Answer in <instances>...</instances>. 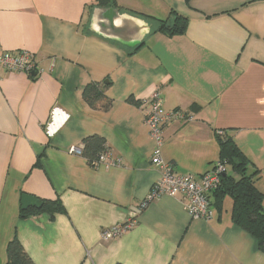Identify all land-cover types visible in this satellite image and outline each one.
Returning <instances> with one entry per match:
<instances>
[{
  "label": "crops",
  "instance_id": "1",
  "mask_svg": "<svg viewBox=\"0 0 264 264\" xmlns=\"http://www.w3.org/2000/svg\"><path fill=\"white\" fill-rule=\"evenodd\" d=\"M114 1L148 31L136 48L89 30L97 0H0V48L29 51L36 66L33 79L0 70V264L14 234L34 264H264L227 196L208 220L190 217L181 194L137 209L160 176L139 106L155 90L164 110L191 117L163 128L175 173L209 171L222 131L250 160L264 208V0ZM171 11L187 19L183 34L145 18ZM88 84L111 100L107 110L84 100ZM90 135L116 165L73 151ZM23 193L58 199L64 212L20 217ZM130 218V229L102 238Z\"/></svg>",
  "mask_w": 264,
  "mask_h": 264
},
{
  "label": "trees",
  "instance_id": "2",
  "mask_svg": "<svg viewBox=\"0 0 264 264\" xmlns=\"http://www.w3.org/2000/svg\"><path fill=\"white\" fill-rule=\"evenodd\" d=\"M185 1L188 2L189 0ZM94 7L114 8L120 12H127L119 9L114 0H97ZM145 18L154 20L157 24L156 31L168 36L183 34L187 25V19L173 11L170 12L168 19L161 20L150 16H145ZM29 75L33 79L35 72H31ZM83 98L91 107L107 110L111 106V100L95 84H88L84 88ZM128 101L138 104L133 98H129ZM217 139L219 142L218 161L223 162L226 168L224 174L221 175L219 186L209 195L210 207L221 211L224 198L229 197L232 203L230 210L232 223L252 236L256 240L258 248L264 252V208L262 194L254 183L255 170L249 172L250 160L230 136L217 135ZM107 148L103 137L90 135L83 139L81 155L91 165H94L98 155ZM227 167H229V171H226ZM41 201L42 206L39 209L20 210L19 216L25 217L33 213L46 212L50 217H53L55 213L64 212V208L58 199ZM3 264H34L24 251L16 234L6 245V261Z\"/></svg>",
  "mask_w": 264,
  "mask_h": 264
},
{
  "label": "built area",
  "instance_id": "3",
  "mask_svg": "<svg viewBox=\"0 0 264 264\" xmlns=\"http://www.w3.org/2000/svg\"><path fill=\"white\" fill-rule=\"evenodd\" d=\"M32 56V53L26 50L10 53L0 48V70L26 73L36 72ZM161 102L159 90H155L150 97L139 103L140 108L145 111L144 122L154 143L150 161L153 166L159 169L160 176L153 183L149 194L138 204L137 209L138 211L143 210L150 201L161 195L175 196L181 194L184 206L190 217L208 220L213 215V210L209 203V195L219 186L221 175L224 174L226 165L221 161H217L209 171L199 176L175 173L172 165L164 161L161 155L163 128L176 119L188 120L191 117L178 110L166 111L163 109ZM217 135H223L222 131H217ZM81 150L82 147L73 149L78 154H81ZM117 163V159L112 158L111 152L107 148L98 155L94 165L111 166ZM134 223L135 221L130 218L124 223L102 232V238L116 237L130 229Z\"/></svg>",
  "mask_w": 264,
  "mask_h": 264
},
{
  "label": "water",
  "instance_id": "4",
  "mask_svg": "<svg viewBox=\"0 0 264 264\" xmlns=\"http://www.w3.org/2000/svg\"><path fill=\"white\" fill-rule=\"evenodd\" d=\"M138 21V18L129 15V13L120 12L114 8L95 7L89 19V30L105 38L133 46L134 48L142 44L143 37L148 32L146 30L143 33H139V30L133 25ZM41 206V199L26 193L21 195V210H27L29 208L39 209Z\"/></svg>",
  "mask_w": 264,
  "mask_h": 264
},
{
  "label": "rangeland",
  "instance_id": "5",
  "mask_svg": "<svg viewBox=\"0 0 264 264\" xmlns=\"http://www.w3.org/2000/svg\"><path fill=\"white\" fill-rule=\"evenodd\" d=\"M226 201H231L229 198H226Z\"/></svg>",
  "mask_w": 264,
  "mask_h": 264
}]
</instances>
